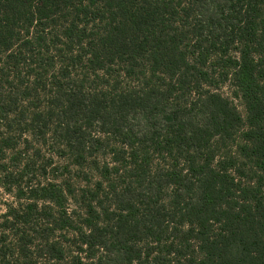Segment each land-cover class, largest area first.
Returning a JSON list of instances; mask_svg holds the SVG:
<instances>
[{"label": "trees", "instance_id": "1", "mask_svg": "<svg viewBox=\"0 0 264 264\" xmlns=\"http://www.w3.org/2000/svg\"><path fill=\"white\" fill-rule=\"evenodd\" d=\"M0 189V264H264V0H0Z\"/></svg>", "mask_w": 264, "mask_h": 264}, {"label": "rangeland", "instance_id": "2", "mask_svg": "<svg viewBox=\"0 0 264 264\" xmlns=\"http://www.w3.org/2000/svg\"><path fill=\"white\" fill-rule=\"evenodd\" d=\"M225 90L226 89H224L223 91H225ZM231 100H232L233 104L236 105V107H237L238 111L241 113V115L244 116L245 111H244V107H243L241 101L238 98H232V97H231ZM10 201H12V196H10L9 194L3 192L0 189V212L4 211L5 202H10ZM53 238H56L58 240L62 239V238H60V236L58 234H55L53 236ZM67 240L68 241L61 240V243H63L64 249L66 251L65 259L62 262V264H73V262L70 259V255H71L72 251L75 250L76 244L73 241V239L71 238V236H68ZM81 256L83 257V254H81ZM39 261H41V259L38 258V262L37 263H39ZM82 261H84V260H82ZM45 263H47V262L43 261V263H41V264H45ZM105 264H109L108 261L105 262Z\"/></svg>", "mask_w": 264, "mask_h": 264}]
</instances>
